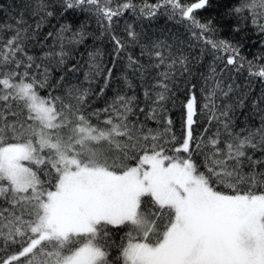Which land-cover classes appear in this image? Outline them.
Segmentation results:
<instances>
[{"label":"snow or ice","instance_id":"6c2138e0","mask_svg":"<svg viewBox=\"0 0 264 264\" xmlns=\"http://www.w3.org/2000/svg\"><path fill=\"white\" fill-rule=\"evenodd\" d=\"M19 7L0 20V264H264V0ZM127 13L183 31L125 24L121 37ZM92 20L112 66L88 52L81 81ZM124 59L123 86L93 107Z\"/></svg>","mask_w":264,"mask_h":264},{"label":"trees","instance_id":"16d2710c","mask_svg":"<svg viewBox=\"0 0 264 264\" xmlns=\"http://www.w3.org/2000/svg\"><path fill=\"white\" fill-rule=\"evenodd\" d=\"M21 0H0V20H10L12 16H14L18 11H20V5ZM136 3L139 4L140 0H136ZM215 13H213L214 15ZM55 23V22H53ZM90 23V31L93 32V34L98 37L96 39H89L84 46H80L78 49V53L75 57L76 61H79L81 65H84L83 69L81 72L77 73V77L79 80H83V75L84 71L87 70L86 67V61L88 59L87 53L91 51L98 50L101 53V60L108 65V67H111V60H112V44L110 42V38L107 35L100 36V29L96 25L95 21L92 20L89 22ZM151 23V26H149ZM125 24H132L133 27L136 29V31H140L142 28L146 31H148L153 37L155 38L156 36H159L161 31L165 28L171 30V31H183V29L179 25H174L172 21H166L164 17H161L158 20L149 22L147 20H142L137 18L136 15L132 13H127L123 18H121L120 22L118 25H116V31L117 34H119L121 37L124 36V27ZM221 38H231V35L227 33L226 31L221 33ZM255 36H253V40L255 41ZM31 54L35 55H42L41 50H40V45L37 44V46L33 49L30 50ZM129 51L132 52H138L137 48H129ZM260 52V46H252L249 44L245 48V55H248L249 58L252 57L254 54H258ZM213 60V57L210 53H206L203 61L201 64L196 65V68L194 69V73H197L193 77H190V81L192 83H198L199 80L201 79L199 73H206L207 72V65L211 64ZM75 62V61H73ZM126 64V59L121 60L118 64L117 67L113 71V76L114 79L112 80L111 87L104 96H99L94 98V104L93 107H99L102 108L105 106V101L110 99L111 96L114 94V91L116 89H119L123 86V81L120 79L122 75V69L123 66ZM197 69L199 72H197ZM126 70V69H123ZM241 84H246L245 78L241 76L239 78V81ZM103 83V79L100 78L99 82L93 85L94 91H98L100 85ZM253 92L252 95H258L259 91L261 90L262 85L260 84L259 81H254L253 82ZM137 95L142 97V92L141 89H137ZM182 91L178 92L177 95L180 96L181 99H183ZM169 115L174 121V131L177 133V135L180 134V126H181V115H182V109L179 107L177 104L176 106L169 105ZM150 127H158V125L154 122L150 123Z\"/></svg>","mask_w":264,"mask_h":264}]
</instances>
